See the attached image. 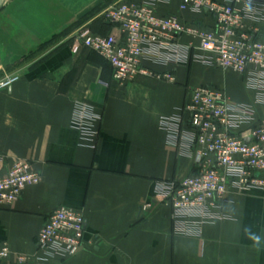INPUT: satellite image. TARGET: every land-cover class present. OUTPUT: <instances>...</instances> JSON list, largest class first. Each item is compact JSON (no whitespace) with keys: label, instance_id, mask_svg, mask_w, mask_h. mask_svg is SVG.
Listing matches in <instances>:
<instances>
[{"label":"crops","instance_id":"1","mask_svg":"<svg viewBox=\"0 0 264 264\" xmlns=\"http://www.w3.org/2000/svg\"><path fill=\"white\" fill-rule=\"evenodd\" d=\"M118 1L6 0L0 10V79L18 75L0 91V176L17 159L31 160L42 175L15 203L0 205V248L9 246L11 260L40 257L38 234L64 205L83 214L85 247L47 264H264V243L255 247L245 233L250 227L264 237V189L231 191L226 218L206 224L200 237L176 234L172 207L157 196L159 183L193 169V159L169 141L161 124L183 107L189 88L214 85L243 103H255L256 92L239 73L197 62L153 66L171 71L174 82L145 74L116 82L102 55L72 47L84 28L120 35L102 16ZM181 1L158 4V13L178 12ZM183 17L213 24L206 13ZM180 41L192 39L184 34ZM77 102L96 115L92 146L74 125Z\"/></svg>","mask_w":264,"mask_h":264},{"label":"built area","instance_id":"2","mask_svg":"<svg viewBox=\"0 0 264 264\" xmlns=\"http://www.w3.org/2000/svg\"><path fill=\"white\" fill-rule=\"evenodd\" d=\"M167 0H121L106 7L103 18L119 27L120 35L82 29L73 45L102 55L112 67L113 79L125 84L138 74L174 82L171 71L153 66H188L197 62L242 75L256 93L255 103L234 102L214 85L192 86L178 113L162 118L168 139L193 159L190 174L159 183L157 196L172 207L176 234L200 237L206 224L226 218L224 206L233 191L264 189V0H182L176 13H158ZM208 14L210 27L188 23L183 13ZM192 42L183 44L181 35ZM17 74L0 79V91L10 88ZM257 104L263 106L258 110ZM90 105L77 102L73 122L82 140L93 145L98 135ZM245 134L251 137L249 143ZM42 180L34 163L15 160L0 176V205L19 200L29 185ZM85 218L74 208L59 206L45 219L38 237V258L10 259L7 244L0 248V264H47L67 260L85 247Z\"/></svg>","mask_w":264,"mask_h":264},{"label":"clouds","instance_id":"3","mask_svg":"<svg viewBox=\"0 0 264 264\" xmlns=\"http://www.w3.org/2000/svg\"><path fill=\"white\" fill-rule=\"evenodd\" d=\"M245 233L249 239L253 241V245L255 247H259L262 243H264V237H261L258 233L252 232L251 228H246Z\"/></svg>","mask_w":264,"mask_h":264},{"label":"water","instance_id":"4","mask_svg":"<svg viewBox=\"0 0 264 264\" xmlns=\"http://www.w3.org/2000/svg\"><path fill=\"white\" fill-rule=\"evenodd\" d=\"M6 0H0V10L3 8ZM245 140L247 143L250 142L251 137L248 134H245Z\"/></svg>","mask_w":264,"mask_h":264}]
</instances>
